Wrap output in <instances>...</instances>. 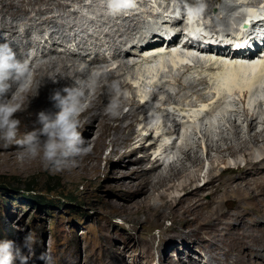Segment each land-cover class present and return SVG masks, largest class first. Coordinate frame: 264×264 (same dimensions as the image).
<instances>
[{
	"label": "rangeland",
	"instance_id": "374dc122",
	"mask_svg": "<svg viewBox=\"0 0 264 264\" xmlns=\"http://www.w3.org/2000/svg\"><path fill=\"white\" fill-rule=\"evenodd\" d=\"M253 1L256 2L257 0H224L227 4L232 5V9L227 10L222 7L221 13L226 19L216 21L213 30L229 33L230 35V31L234 29V24L238 25L237 20L233 18L234 14L241 10L243 3V6H246L245 4L254 6L258 9L257 14H260L261 4H251ZM9 2L10 0H0V9L3 3ZM11 2L15 4V11L19 9L18 11L23 14L16 16L17 21L15 24L19 21L17 38L8 41V44L13 49L20 48V55L24 58L26 52L27 55L29 53L28 61H31L39 52L40 58L43 54H47L49 57L47 59L54 62L45 66L44 74L37 81L38 87L44 88L47 93L45 103L38 110L41 109L43 112L51 113L54 108H58L49 102V98L57 90L60 83L70 78L74 83L73 94L69 99L73 110L69 109L65 114V118L75 112L76 118L79 119L81 114L88 109L90 99L97 95V91L107 98L114 94L115 99L118 101H121L122 95H125L129 103L116 102L114 104L115 107L121 106V110H116L118 118L110 122L109 129L104 133L100 126V118L94 117L95 113L92 111L87 112L79 122V131L90 151L85 155L75 157L74 162L69 163L61 170H55L50 165H46L40 158H22V153L17 155L15 161L4 162L3 158L8 151L0 143V147H2L0 148V160H2L0 161V239L14 240L19 245L25 235L32 233L36 238V243L29 264H43L38 259L41 253L48 254L50 264H218L212 257V252L208 247L217 248L216 245L221 246L222 243L213 242V235H208L206 231L202 230L204 228L197 226L194 228L196 235L190 234L191 240L182 239L181 236L184 232L192 233L194 231L184 221L183 216L172 214L170 209L166 212L163 208H160L161 202L155 198L149 204L158 210L135 204L145 197L144 195L136 196L140 189L139 182L142 181L141 164L136 160L150 156L151 161L146 162L145 165V168L150 169L155 159L153 154L155 150H158V144H154L148 152L141 149V146L147 139L151 141H153L152 139H155V141L158 139L157 133H155L157 129H165V131L162 130L164 134L172 130L171 124L165 127L166 108H169L168 110L172 114H169L170 117L173 116L172 118H174L176 113L173 106L167 105L165 107V105H161L162 100L165 98L164 92H161L154 101V105L144 107L147 111L146 115L140 111L138 112L132 142L127 143L126 137L133 130L130 132L128 130L126 134L121 135L116 130L121 124L120 120L133 111V104L130 100L135 99L139 105L143 104L139 87L134 85L132 77L141 73L140 71L145 65L146 54L129 59L130 69L125 68L119 75L123 76L121 80L124 84L120 83V86L122 85L121 89L118 79L116 82L110 77L101 80L99 77H95L92 71L102 72L99 71L101 66H98V69L91 66L90 69L88 64L91 57L94 58L100 54L101 57L104 56L110 61L107 64H101L103 70L110 71L119 67L120 62L112 60L113 53L106 51L105 40H108L107 37L99 36V33L101 30L109 32L110 27L115 24L116 18L123 13L127 16L130 13L137 14L138 20L130 21V24L134 27L136 24L137 28L135 31L130 32L131 35L129 36L134 39L136 37V42L140 41L142 33L146 35V39L157 36L160 38L157 44H162L161 51H165L163 46L165 27L168 26L166 30L171 29V31L177 29L174 26L172 27V23L166 25V18L167 20L170 17L173 19L185 13L181 29L185 28L187 21H191L192 18H195L198 23L208 26H212L213 23L206 20L202 14H194L187 7L189 6L188 3L185 2H182L185 5V10L178 13L176 9V14L175 11L174 13L172 11L176 7L175 2L165 0H136L134 7L122 11H114L119 5L113 0H12ZM214 6L221 9L222 4L217 2ZM165 8H168V11L170 8V12L165 13ZM210 15L214 18L213 13ZM7 20L10 23L13 22L10 16H7ZM126 22H129V20ZM126 22H118L117 29H124L125 24L128 25ZM28 31L31 32L29 36L26 34ZM55 32L59 33L58 38L60 40L56 38L54 41L57 43L54 45V41H50V37H53ZM6 34L10 35L9 33ZM76 34L77 36H75ZM7 35L4 36L7 37ZM143 37L145 38V36ZM62 38L70 40L71 44L65 45ZM76 41L78 44L80 41L83 43L81 42L82 44L79 46ZM0 43L3 42L0 40ZM141 43L144 44L145 42ZM92 44L98 45V49L90 50L91 54L79 50L80 47L86 48V46ZM100 45L104 49H101ZM40 46L41 48L45 47V49L42 50L43 48H39ZM56 49L58 54L62 56V60L70 68L68 71L61 63V59H57V63L58 54L55 52ZM88 55L91 57H87ZM207 58L209 57L207 56ZM75 59H78V62ZM74 61L79 66L78 71L80 70V72H75L76 74L73 73L74 69H71ZM198 65L201 64H196L191 70L195 69L196 66L198 67ZM200 70L201 68H199ZM179 73L171 75L175 78L180 75ZM185 73L182 72L181 75L185 74L188 81L199 74ZM164 74L161 75L163 79L161 82L165 83L163 86L169 92H174L177 87L175 85L170 86L169 83L165 82V80L170 81L171 75ZM125 80L133 85L131 89L127 87ZM100 82L102 84L109 83V89L100 91ZM147 89L152 92L151 95L155 91V87H150V85ZM79 99H82L81 105L77 103ZM234 102L233 107H228L226 103L222 105L221 110L215 109L219 112L213 113L218 117L217 121L219 123L214 127L215 132L212 133L215 141L221 138V135L229 136L234 140L237 125H239L241 136L249 138L248 122L244 114L246 111L249 116L259 115V123H261L258 124L257 131L264 129V102L261 103L263 104L261 109L258 106L257 108H255L256 106L249 107L247 104L239 103L236 100ZM222 109L224 110L222 111ZM110 111L108 110V112ZM163 112L164 114H162ZM206 115L209 119L211 114ZM146 116L149 118L147 122ZM153 118L155 121L151 122ZM202 120L196 125L204 128V124H201ZM210 120L215 121V118L209 119L207 124L210 123ZM127 122L129 121H125L124 124L126 125ZM219 125L221 129L218 128ZM193 129L188 132L189 137L194 138L199 143L189 144V147L198 151L199 156L205 159L203 173H200L201 179L194 184V187H204L209 178L208 171L211 170L213 165L207 159V150L201 134L197 128ZM159 134L161 135V132ZM173 138L170 141L171 146L169 143L166 152L165 149L163 150L164 154L160 162L165 165L162 167V171L168 173L170 164L175 161L177 170L188 168L189 172H194L192 162L187 160L186 155L181 152L186 145L180 143V145L175 146L177 140L174 139L173 141ZM151 141L147 142V147ZM155 141L153 143H156ZM159 143L161 144V142ZM18 150L21 151L20 149H14L13 151L18 152ZM131 151H134V153L132 154ZM211 154L217 162H215L218 166L216 173H220L225 169V165L222 161H217V153L211 152ZM165 155L169 157L163 160ZM257 155L261 157L260 152H257ZM228 163L231 166H236V163H239L240 166L244 167L247 161L243 156L238 158L228 157ZM155 195L157 196V194ZM176 195L179 196L180 193H176ZM132 205L133 207H130ZM189 219L194 220V217H189ZM255 219L257 220L258 217L255 216ZM195 224L197 225V223ZM190 246L192 248L189 250Z\"/></svg>",
	"mask_w": 264,
	"mask_h": 264
},
{
	"label": "bare ground",
	"instance_id": "6f19581e",
	"mask_svg": "<svg viewBox=\"0 0 264 264\" xmlns=\"http://www.w3.org/2000/svg\"><path fill=\"white\" fill-rule=\"evenodd\" d=\"M11 1L12 0H10L9 3H3L0 9V40L3 43H8V41H12L13 38H17V33L19 32L17 31V26L19 21L15 24L17 21L16 16L18 14H23L18 11L19 9L15 11V4ZM165 1L175 2L176 7H174V10H172L173 13L175 11V14L177 10L178 13H181L185 10V5H183L182 2L188 3L190 7H187L190 8L194 14H202L206 20H210L213 23L212 26L209 25L211 28H214L213 25L216 23V21L226 19V17L222 16V7L227 10L232 9V5L227 4L224 2V0ZM217 2L222 4V6H220L221 9L214 6ZM263 2L264 0H257L256 2L253 1L251 4L258 5L262 4ZM167 9L168 8H165V13L170 12V8L169 11ZM243 9L246 11V15H242V21L245 20L249 22L251 19L257 20L261 16V14H257L256 11L258 9L254 8V6H243ZM188 12L189 11L187 10V13ZM211 13L214 14V18L210 15ZM7 16H10L13 19L12 23L8 22ZM184 16L185 13L173 19L170 17L169 20H167L166 18V25L172 23V26L177 28L176 30L174 28L175 31H172L166 35L168 37H176L177 43L171 44L165 48L164 39L163 46L165 51H161L162 44H157L158 40L160 39L157 36H154L152 39H146V35H143L144 33H142L140 41L138 42H136V37L134 39L129 36L131 35L129 33L135 31L137 28L136 24L135 27L134 25L132 26L130 24V21L133 22L138 20L137 14L130 13L129 16L124 13L120 14L116 18L115 24L110 27L109 32L101 30L99 33V36L107 37L108 40H105V46H107L106 51L113 53L112 60H118L120 62L118 65L119 67L117 66L118 68H115L116 70H103V66L101 64H107L110 61H108V59L104 56L101 57L102 55L98 54L94 58H92L90 55L87 56L89 58L91 57L88 62L89 68L93 66L98 69V66H101L99 71L101 70L102 72L92 71L95 77H99L100 80L105 77H110L115 81L118 79V84L120 86V83L122 85L124 83H122L121 80V77L123 76L119 75L125 68L130 69L129 59L131 60L133 57L146 54L144 60L145 65L144 67L141 66L143 68L140 71L141 73H138V76L134 75L132 77V82L134 85L139 87L142 100L141 102H143V104L139 105L138 101L135 99L130 100V102L133 104V111L130 114L124 116L123 119L120 120L121 124L116 128L120 135L126 134L128 130L129 132L133 130L130 134L128 133L126 137L127 143L133 141L132 137L134 136L135 122L138 120V112L140 111L146 115L147 111L146 108L144 109V107L147 105H154V101L161 92H164L165 94V98L162 100L161 105H165V107L167 105L173 106V110L176 112L174 114L176 117L174 116V118H172L173 116L170 117L172 114L170 110H168L169 108L165 109V127L171 124L170 126L172 130H170V132H165L164 134L162 132L165 131V129L159 128L155 133L159 134L161 132V135L156 134V136H158L156 141L155 139H152L156 143H153V141L147 139L143 146H141V149L147 150L146 152H148V150H150L149 148L154 146V144H158V150H155V155L153 154L155 159L153 160V165L150 169L145 168L146 162L148 163L151 161L150 156H146L144 159L136 160L139 164H141L140 168L142 169V171H140L142 172V181L139 182L140 189L138 190L136 196L144 195L145 197L135 204L141 207L149 206L151 209H154L149 204V202L154 198L158 199L161 202L160 208H163L166 212L168 209H170L172 214L183 216L184 221L190 225L193 230L197 226L204 228L202 230L206 231L208 235H213V242L222 243L221 246L215 244L217 248L208 247L212 252V257L217 261L218 264H264V129L259 132L257 131L259 126L258 124L261 123H259V115L255 116V114H253L252 116H249L247 111L244 112L248 122V131L250 132L249 138H243L241 136L239 125H237V127L234 126L236 127V136L234 140H232V138L229 136L227 137L221 135V138L215 141L212 134L215 132V128H211L213 129L212 131L210 130V127L208 128L210 123L207 124L209 119L215 118V124L218 125V117H216V114L213 113L219 111H215V109L221 110L222 105L226 103L227 106L231 108L234 106L235 100L239 103L247 104L249 107L256 106L255 108H257L258 106L260 109L263 107L264 103H261L264 102V53H257L255 55L249 54L248 56L245 54L246 57H241L240 59L236 58L239 57V54H234L233 50L230 49V46H228L231 42L232 36H230L229 33L227 34L223 32H217V30L212 31L215 32V35L210 38L209 44L204 43L201 40L205 38V35H207L210 30L202 28L201 25L196 22L195 18L190 19L191 21L188 22L190 31L189 33L195 37H198L199 41L195 42V44L186 41L183 46H180V37L178 34L182 32L181 27L182 22L184 21ZM127 20H129V22H126ZM120 21H125L128 23V25L126 26L125 24L124 29H117L118 22ZM104 24L106 25V23ZM237 24L238 27H240V23L237 22ZM6 33H9L10 35L8 36ZM57 33L55 32L54 36L50 37V41H54L56 38H58L59 33ZM26 34L29 36L31 32L28 31ZM4 35H7V37ZM75 36H77V34ZM143 36H145V38ZM185 36L187 35L184 34V37ZM262 39L264 40V38ZM62 40L65 42V45L71 44L69 42L70 40H65V38H62ZM143 41L146 44H142L141 42ZM81 42L82 41H80L79 44L77 42V44L80 46V44L83 43ZM56 43L57 42L54 41V45ZM97 46L98 45L92 44L88 47L86 46V48L80 47L79 50L81 49L85 53H90V50L96 49ZM39 48H41V46ZM44 49L45 47L42 50ZM101 49L104 48L101 46ZM14 51H16L19 59L27 63L29 72L24 79L22 86L19 87V90H17L18 85L13 84L7 95L0 97V102L10 101L13 106L19 109V111L16 113V118L20 120V128L17 139H22L25 133L41 127L38 121V116L39 113L43 111L41 109L38 110V108H41V106L45 103V97H47V93L45 92L44 88L38 87L39 85L37 81L40 79V76L44 74L43 72L45 70V66L49 65V63L53 64L54 62L48 60L49 57L47 54H43V56L41 55L42 58H40L39 52H37L31 61H28L29 53L27 55L26 52V57L24 58L20 55V48H14ZM55 52L58 54L57 49ZM98 52L100 51L98 50ZM75 55L77 54L75 53ZM207 56L209 58H207ZM57 59L62 60V56L58 54L56 61ZM83 60L86 62L85 59ZM76 61H74L71 65V69H74L73 73L80 72V70L78 71V61ZM61 63L64 65V67H66L67 71L70 69L63 60ZM184 63H188L189 66L182 67ZM199 63L201 65H198V67L196 66L195 69H193V72L191 68ZM180 65L181 67L179 71L181 72L179 73L178 71L180 75L178 74L179 76L177 75L178 77L174 78L171 74H173L175 72V68H178ZM199 68H201L200 71ZM182 72H192L199 74L197 77L193 76V79H189L188 81L185 78L186 73L181 75ZM163 73L171 75L169 79L170 81L165 80V82L169 83L170 86L175 85L177 87L174 92H169V90L163 86V84H165L161 82L163 81L161 76ZM25 80L26 83L28 82L27 84L25 83ZM100 83V91L109 89V83ZM122 85L120 86V89ZM149 85L150 87H155V91L152 95L150 94L152 92H149L147 89ZM127 87L131 89L133 85L127 83ZM73 88L74 83L72 82L71 78L65 80V82L60 83L57 90L52 93L49 98V102H51L52 105H55L51 97L55 92H60L61 95L67 96L65 103L70 105L69 99L73 94ZM65 89L67 91H65ZM96 94L97 95L90 99V105L88 109L81 114L78 121L80 122L82 117L85 116L87 112L92 111L95 113L94 117L100 118V126L102 127L101 129L104 133L109 129L110 122L118 118L116 110H121V106L115 107L114 104L116 102H129L125 95H122L121 101H118L115 99V96L112 93L110 98L105 97L98 91ZM195 98L196 100H194ZM77 103L78 105H81L82 99H79ZM69 109L73 110V107L70 105ZM108 110L111 111L108 112ZM223 110L224 109H222V111ZM58 111L59 108H54L51 113H56ZM162 114H164V112ZM169 114L171 115L169 116ZM206 114H211L209 119H207L208 115ZM179 116L181 117V120H179ZM201 119H203L201 124H204V128L198 127L196 125V123L199 124ZM127 120L129 122H127L125 125L124 122ZM147 120H149V118L146 116V122ZM154 121V118L151 119V122ZM183 128L186 130L184 134L186 133L187 135L189 134L188 128L198 129L203 138L204 146H206L205 149L207 150V159L213 165L211 170L208 171L209 178L204 184V187H194V184L201 179L200 173H203V162L205 159H202V157L199 156L198 151H195L193 148L189 147V144H198L199 142L197 143L194 138H192L194 139L192 140L190 137H186L184 134H182L183 137H179ZM218 128L221 129L220 125ZM175 135L178 136L175 139L177 141L180 140L179 143L186 145L183 149L181 148V152L186 155L187 160L192 162L193 168L195 169L194 172H189L187 170L188 168L184 170H177L175 161L170 164V171H168V173H164V171H162V167L165 165L164 163L161 164L160 162L162 161L161 157H163L164 154L163 150L165 149L166 152V150L169 148L167 147V144L169 145L170 143L171 146V138H173ZM148 141L151 142L147 147ZM159 142H161V144ZM0 143L1 146L6 148V151H8L4 158L2 157L4 162L10 163V161H15L17 155L22 153L19 150L18 152L13 151L14 149H19V147L14 143L6 145L2 140H0ZM173 148L175 149V147ZM211 152L217 153V161H222L225 165V169L220 173H216L218 166L216 165L217 162L215 157L212 156ZM257 152H260L261 157L257 155ZM131 153L133 154L134 151H131ZM239 156H243L246 159V166L242 167L239 165V163H236V166L228 165V157L238 158ZM163 160H165V158ZM176 193H180V195L177 196ZM155 194H157V196ZM130 207H133V205ZM255 216L258 217L257 220L255 219ZM189 217H194V220H190ZM195 223H197V225ZM190 234L196 235V230H194L192 233L184 232L181 237L185 240H191ZM191 248L192 246L189 247V250Z\"/></svg>",
	"mask_w": 264,
	"mask_h": 264
},
{
	"label": "clouds",
	"instance_id": "9594fccd",
	"mask_svg": "<svg viewBox=\"0 0 264 264\" xmlns=\"http://www.w3.org/2000/svg\"><path fill=\"white\" fill-rule=\"evenodd\" d=\"M113 2L119 5L114 11H122L134 7L136 0H113ZM199 24L203 25L205 29L213 30L208 25ZM188 29L187 21L186 27L182 28V32L178 34L180 46L185 43L183 37ZM165 31V43L169 42L170 39L169 45L177 43L176 37L166 35L172 32L171 29ZM185 64L182 67L189 66L187 64L185 66ZM180 67L181 65L175 68L173 74H177ZM28 72L27 63L18 58L16 51L7 42L0 43V97L6 96L13 84H17V90H19ZM65 91L67 90L65 89ZM66 97L61 95L60 92H55L51 99L54 101L55 106L59 108V111L56 113H39L38 121L41 127L25 133L22 139H17L20 120L16 118V113L19 109L13 106L10 101L0 102V140L6 145L16 144L23 154L22 158H40L46 165H50L55 170H61L69 163L74 162L75 157L87 154L90 148L86 145L79 131V121L76 118V113L72 112L65 118V114L70 107L65 103ZM185 131L183 128L179 137ZM184 135L186 137L190 136L186 133ZM176 137L177 135L173 138V141ZM175 142H180V140ZM35 243L36 238L32 233L25 235L19 245L14 240L0 239V264H29ZM38 259L43 264H50V257L47 253H41Z\"/></svg>",
	"mask_w": 264,
	"mask_h": 264
},
{
	"label": "water",
	"instance_id": "95a60500",
	"mask_svg": "<svg viewBox=\"0 0 264 264\" xmlns=\"http://www.w3.org/2000/svg\"><path fill=\"white\" fill-rule=\"evenodd\" d=\"M243 27H244L245 29H247V28L249 27V23L246 22V23L243 25Z\"/></svg>",
	"mask_w": 264,
	"mask_h": 264
}]
</instances>
